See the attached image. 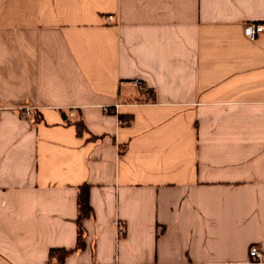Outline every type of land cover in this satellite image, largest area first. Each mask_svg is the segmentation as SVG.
Segmentation results:
<instances>
[{
	"label": "crops",
	"instance_id": "0c3cea01",
	"mask_svg": "<svg viewBox=\"0 0 264 264\" xmlns=\"http://www.w3.org/2000/svg\"><path fill=\"white\" fill-rule=\"evenodd\" d=\"M250 22L264 0H0V264L74 249L83 185L85 248L50 264H264Z\"/></svg>",
	"mask_w": 264,
	"mask_h": 264
},
{
	"label": "trees",
	"instance_id": "16d2710c",
	"mask_svg": "<svg viewBox=\"0 0 264 264\" xmlns=\"http://www.w3.org/2000/svg\"><path fill=\"white\" fill-rule=\"evenodd\" d=\"M76 127L78 131H81V123H77ZM89 187L88 185L80 186L77 193L76 205H77V238L76 246L74 249L66 250L63 248L51 249L49 251V264L52 259H56L58 263H61L62 260L70 254L72 251H80L85 248V230L83 227V221L92 216V209L89 205ZM124 235V234H123Z\"/></svg>",
	"mask_w": 264,
	"mask_h": 264
},
{
	"label": "built area",
	"instance_id": "2783aa9c",
	"mask_svg": "<svg viewBox=\"0 0 264 264\" xmlns=\"http://www.w3.org/2000/svg\"><path fill=\"white\" fill-rule=\"evenodd\" d=\"M108 23L113 22V17L107 18ZM243 35L245 38H247L250 41L256 40L260 36H264V23H246L243 27ZM132 86L138 87L142 90L140 85L138 84V81H133ZM104 113H109L110 109L108 107L103 108ZM70 116H73V112L70 114ZM19 117L21 120L27 121L30 124L35 123V118L33 114V109L31 107H23L19 111ZM127 123V122H125ZM116 233L118 236H122L124 234V226L121 223V221L116 220L113 223ZM249 257L255 259L256 261H260L261 254L260 250L256 246H251L249 248Z\"/></svg>",
	"mask_w": 264,
	"mask_h": 264
}]
</instances>
